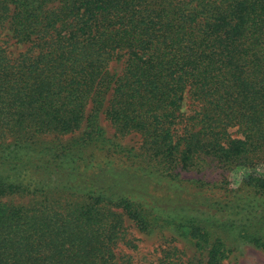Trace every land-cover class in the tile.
<instances>
[{
    "label": "trees",
    "instance_id": "trees-1",
    "mask_svg": "<svg viewBox=\"0 0 264 264\" xmlns=\"http://www.w3.org/2000/svg\"><path fill=\"white\" fill-rule=\"evenodd\" d=\"M5 30L29 45L15 59ZM183 171H216L191 179L212 195L149 191ZM126 219L184 243L145 264L264 250V0H0V264H139Z\"/></svg>",
    "mask_w": 264,
    "mask_h": 264
},
{
    "label": "rangeland",
    "instance_id": "rangeland-1",
    "mask_svg": "<svg viewBox=\"0 0 264 264\" xmlns=\"http://www.w3.org/2000/svg\"><path fill=\"white\" fill-rule=\"evenodd\" d=\"M3 38L7 40L8 42L5 44L8 53L12 57V59L17 58L21 53L25 52L29 45L27 43H19L16 41V39L11 37V34L5 30L3 32ZM117 69L120 71L123 67L121 62H114L112 64V68ZM186 109L188 110L191 104V100L186 101ZM103 124L110 136L115 135V129L111 125V122L108 119H103ZM232 131L236 130V128L231 129ZM237 131V130H236ZM81 132L80 130H77L73 133L66 134L63 136L64 140L71 139L73 137H76ZM236 135V133H234ZM62 137V136H61ZM117 141H119L124 147L126 148H138L141 143V135L139 133L133 132L129 133L125 136H120L119 138H116ZM120 157V158H119ZM115 158V157H113ZM99 159L103 160L105 159L104 155L99 154ZM139 160L137 159H128L123 155H119L117 158H115L114 162L118 169L114 170L117 173H124L126 171H129L131 174H133L132 177H128L124 174L118 175L120 179H126L130 180L132 179V183L135 184L136 189H145L146 183L148 187V180L144 181L140 178V174L143 170V165L138 163ZM127 162V163H126ZM141 162V161H140ZM262 170V169H261ZM111 171V170H110ZM208 181H214L218 173L216 171H207V172H182V177L186 178V180H183L182 187L175 186L176 184L171 181H167L168 185L166 186V183L161 182L159 184H150L149 185V191L151 194H158L162 195L165 194L166 198L173 202L174 204H177L179 202H183L182 200H196L197 197H200L201 194L204 196H210L212 195V191L208 188H198L197 185H195L191 179H198L200 177H203ZM234 178L237 179L241 176H239L237 173L233 174ZM133 177L135 179H133ZM162 184V185H161ZM170 184V185H169ZM180 188L183 190L181 191ZM167 236H169V239L166 237H163L162 235H156V234H148L145 232L140 231L135 224L129 220L126 219L124 222L123 227V242H120V249L123 250V252H128L130 254H133L136 257V260L139 262V264H145L150 262H155L157 258L160 256L162 251L167 248V244L171 240V232L166 231ZM167 240V241H166ZM127 244H125V242ZM174 244H177L179 246H182L184 243H181L179 241H173ZM186 255H190L192 253V249L186 248ZM188 256H185L186 259ZM225 264H264V250L263 249H257L250 245H241L240 249L236 250L234 253H232L231 257L225 261Z\"/></svg>",
    "mask_w": 264,
    "mask_h": 264
}]
</instances>
